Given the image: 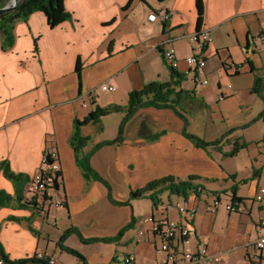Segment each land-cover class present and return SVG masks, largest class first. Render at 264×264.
<instances>
[{
	"label": "crops",
	"instance_id": "obj_1",
	"mask_svg": "<svg viewBox=\"0 0 264 264\" xmlns=\"http://www.w3.org/2000/svg\"><path fill=\"white\" fill-rule=\"evenodd\" d=\"M197 2L66 0L69 21L52 28L43 12L32 13L15 24L11 48L4 49L0 36V165L5 163L0 166V195L11 199L0 206V244L11 261L42 252L54 264H83L58 246L64 240L87 264H122L129 255L136 264H166L158 238L150 233L154 220L142 221L159 214L177 220L176 204L181 202L197 210L193 251L205 245L223 264H256L257 226L264 221V200L255 199L264 187V117H259L264 100L253 89L258 80L264 84V49L255 50L252 39L264 35V0H203L200 29ZM161 11L171 14L166 23L148 19ZM203 30L212 32L213 41L203 52L208 63L201 79L185 60L196 52L190 37ZM167 36L180 59L176 71L183 80L175 89L182 92L179 110L189 120L188 132L208 142L234 132L205 150L183 135L185 123L174 111L140 110L126 125L122 142L102 147L91 158L92 169L109 183L114 200L130 202L115 204L103 182L86 178L80 160L98 143L117 138L125 113L83 126L81 134L90 141L78 153L71 144L75 122L98 108L128 107L130 92L151 82L174 83L160 50ZM105 84L115 85L116 91H103ZM94 90L92 100L88 93ZM235 141L246 147L228 157ZM48 147L58 151L62 166L61 182L50 198L63 200L64 208H39L31 192ZM6 168L12 177L6 176ZM194 176L197 191L189 190L187 199L166 189L157 192V208L149 196L131 199L132 190L150 182L164 177L187 182ZM235 186L244 213H229L225 207ZM216 200L221 206L213 212ZM131 223L116 243L88 244L66 234L73 229L88 240L109 239ZM261 257L264 264V249Z\"/></svg>",
	"mask_w": 264,
	"mask_h": 264
},
{
	"label": "trees",
	"instance_id": "obj_2",
	"mask_svg": "<svg viewBox=\"0 0 264 264\" xmlns=\"http://www.w3.org/2000/svg\"><path fill=\"white\" fill-rule=\"evenodd\" d=\"M11 0H0V8L6 7ZM65 1L66 0H22L19 8L13 10L12 12L6 13V14H0V22L1 27L0 30L2 31V36L4 39V49L11 48L14 43V33L13 29L15 28V24L21 21H27L30 15L37 12H43L44 15L47 17L48 24L50 27L55 28L59 26L62 23H65L71 19V15L69 12H67L65 8ZM197 8L199 11V17H198V27L202 26V17H204V7H203V0H197ZM172 72L173 77L176 79L174 83H162V82H151L148 85L145 86V88L142 91H133L129 94V104L128 107L122 108L121 106H113L109 108H98L95 112H92L88 115V117L84 121H76L75 122V132L74 136L71 138V144L73 148L75 149L76 153L80 152V150L84 149L88 142L90 141L89 137H83L81 134V128L89 123L91 124H97L101 122L102 117L108 116L112 113H118L122 112L125 113V117L123 118V122L120 124L119 132L117 138H115L112 141H103L96 145V147L89 153H87L84 157L81 158L80 163L81 166H83V171L85 173L86 178L92 177L98 181L103 182L105 186L108 188L109 191V200L115 204H130V202L126 203H120L118 201H115L112 195V190L107 181H105L104 178H102L97 172H95L92 169L91 166V158L92 156L97 153L102 147L104 146H113L116 145L119 142H122V138L124 137L125 128L126 125L133 119V117L142 109L144 108H151L154 109H168L174 111V113L180 117L184 124L183 128V135L190 139L195 145L198 146V148L207 150L210 147H216L219 145L222 141H225L228 136L230 137L234 131H231L230 133L226 134L222 140L216 141V142H208L204 139L199 138L197 135L191 134L188 132V125L189 120L187 117L179 110L180 102H181V91L177 92L175 87L180 86L181 82L183 80V76H181L176 70L170 69ZM77 73L78 78L80 82V88L82 87L81 82V68L80 63L77 64ZM254 93L260 95V98L264 100V84L258 80L256 82V86L253 89ZM260 118L264 117V112L259 116ZM257 120H255L253 123H255ZM245 148L246 144L239 143L237 141L234 142V148L230 153H225L228 157H234L236 156L241 148ZM222 151L223 149L220 148ZM1 165H5V163H2ZM0 165V166H1ZM6 171V176L12 177L10 171L6 168L4 169ZM61 177V175H60ZM233 178V177H231ZM197 177H191L187 182L186 181H176L174 177H164L162 179L156 180L154 182H150L148 185H146L144 188L139 190H132L131 192V199H142L146 196H149L151 201L154 204V207H158L159 205V194L164 190H169L171 194L179 195L181 197H184L187 199L189 190H196V187H193V181H195ZM57 185V184H56ZM237 186L233 187V201H242V198L237 197ZM153 194H148V193ZM159 192V194H157ZM11 202V199L4 195L3 193L0 195V206L7 205ZM133 226V223L129 224L127 227H125L123 230L118 233V235L114 238L109 239H103V238H94V239H87L84 238L82 234L78 230H69L66 234H76L79 236V238L88 244H94L98 242L103 243H116L120 241L123 234L129 230ZM58 246L72 254L73 256L79 258L83 264H87L86 258L80 254L79 252L72 250V248L64 246V240H61V242L58 244ZM34 258L31 259H22L19 261H11L6 254L3 246L0 244V260L3 261V264H49L48 261H42V260H36Z\"/></svg>",
	"mask_w": 264,
	"mask_h": 264
},
{
	"label": "built area",
	"instance_id": "obj_3",
	"mask_svg": "<svg viewBox=\"0 0 264 264\" xmlns=\"http://www.w3.org/2000/svg\"><path fill=\"white\" fill-rule=\"evenodd\" d=\"M171 14L167 11H161L158 13H151L148 19L151 21L166 23ZM212 32L210 30H203L194 33L190 40L196 44V52L189 56L185 62L189 68H196V75L204 77V71L207 66L208 61L204 57V50L212 43ZM256 43L258 48L264 49V35L259 34L256 37ZM161 52L163 54L166 63L172 68H177L180 59L177 55V51L174 46V41L167 36L161 44ZM205 81V80H204ZM204 83V82H203ZM207 84L208 82L205 81ZM103 91L114 92L116 91V86L113 84L101 86ZM97 90L90 91L88 93L89 98L95 100L97 97ZM86 106L88 103H84ZM61 162L58 151L49 148L45 153H43L42 166H40L37 173L34 175L33 182H31V192L34 194L37 206L39 208L45 207L46 204L56 203V206L62 207L63 203L60 200L53 201L51 193L56 189V184L61 182ZM258 202L264 200V189H260L257 199ZM221 206V201L216 200L213 205L210 206L211 211L215 212ZM179 209L183 217L190 220L196 211L195 207H186L185 205H179ZM226 209L230 213H244L246 207L240 201H233L226 203ZM152 219V218H150ZM163 220V219H162ZM258 229V241L256 242L257 253L255 255L256 264H261V252L264 249V222H260L257 226ZM152 232L161 236L163 240V246L161 250L166 254L167 264H223L224 261L220 255H210L206 246L200 247L198 252L192 249V232L193 229L187 223L181 224L180 222H165V221H154V227ZM36 260L44 261L46 259L42 252H39L35 256ZM136 258L134 255L126 256L122 264H135ZM0 264L3 261L0 260ZM54 264V262H50Z\"/></svg>",
	"mask_w": 264,
	"mask_h": 264
},
{
	"label": "rangeland",
	"instance_id": "obj_4",
	"mask_svg": "<svg viewBox=\"0 0 264 264\" xmlns=\"http://www.w3.org/2000/svg\"><path fill=\"white\" fill-rule=\"evenodd\" d=\"M1 22H0V27H1ZM0 36H2V31L0 30ZM258 36V35H257ZM257 36H255L253 39H252V43H253V45H254V48H255V50H257V49H259L258 48V45H257V43H256V37ZM262 48V47H261ZM263 49V48H262ZM161 50V49H160ZM178 55V54H177ZM167 64V63H166ZM168 66H169V64H167ZM178 68V67H177ZM177 68H172V67H170L169 66V69H177ZM48 149H49V147H48ZM48 149H46V151L48 150ZM56 150V149H55ZM43 153H45V151L43 152ZM42 158H43V156H42ZM60 162H61V160H60ZM41 166H42V161H41ZM40 168V167H39ZM39 170V169H38ZM37 173V172H36ZM58 185H59V183L57 184V186H56V189H55V191L58 189ZM261 189V188H260ZM260 189H259V191H260ZM262 189H264V187L262 188ZM259 191L257 192V194H256V197H255V199H257V195H258V193H259ZM170 192V191H169ZM243 193H248V187H244V189H243ZM179 196V195H178ZM60 201H62V203H63V206L62 207H59V208H64L65 207V203H64V201L63 200H60ZM242 202V201H241ZM51 205H55L56 206V203L55 202H53ZM179 205H181V206H183V205H185L186 207H189L190 208V206L189 205H187V204H185V203H181V202H179V203H177L176 204V207H177V209H178V212H179V214H180V216H179V219H177V220H173V219H169V218H166L165 219V216H163V215H149V217H147L146 219H144L142 222H145V223H148V224H150V222L148 221V219L149 218H152L154 221H165V222H180L181 224H183V223H187L189 226H191V227H193L192 225H193V220H194V217L197 215V212L195 213V215L190 219V220H187V219H185L184 217H183V215L181 214V212H180V209H179ZM159 206V205H158ZM56 207H58V206H56ZM192 207H195V206H192ZM225 207H226V204H225ZM196 208V207H195ZM197 211V210H196ZM230 213V212H229ZM163 219V220H162ZM150 227H151V231H150V233L153 235V236H155V237H157L158 238V240H159V248H158V252H161V253H163L164 255H165V257H166V254L161 250V246H163V240H162V238H161V236L160 235H158V234H155V233H153L152 231V224H150ZM144 232H140V235L141 236H144ZM192 237V236H191ZM44 254V253H43ZM45 255V257H46V259L44 260V261H48V263L50 264V262H55L54 260H53V258H51V257H49V256H47L46 254H44ZM261 255H262V252H261ZM135 257V256H134ZM136 258V257H135ZM261 260H262V257H261ZM167 257H166V264H167ZM135 264H136V262H135Z\"/></svg>",
	"mask_w": 264,
	"mask_h": 264
},
{
	"label": "water",
	"instance_id": "obj_5",
	"mask_svg": "<svg viewBox=\"0 0 264 264\" xmlns=\"http://www.w3.org/2000/svg\"><path fill=\"white\" fill-rule=\"evenodd\" d=\"M21 2H22V0H11L6 7H4L3 9L0 8V14H6V13H9V12H12L16 8L18 9L20 4H21Z\"/></svg>",
	"mask_w": 264,
	"mask_h": 264
},
{
	"label": "bare ground",
	"instance_id": "obj_6",
	"mask_svg": "<svg viewBox=\"0 0 264 264\" xmlns=\"http://www.w3.org/2000/svg\"><path fill=\"white\" fill-rule=\"evenodd\" d=\"M175 70H176V69H175ZM204 72H205V71H204ZM196 76H197V77H199V78H201V77L203 78V76H201V77H200V76H198V75H196ZM202 78H201V79H202ZM205 81H207V80H205ZM205 81H204V80H202V83L204 82V83H203V85H207V84H208V83L206 84V83H205ZM207 82H208V81H207ZM263 222H264V221H263ZM256 242H257V241H256Z\"/></svg>",
	"mask_w": 264,
	"mask_h": 264
}]
</instances>
